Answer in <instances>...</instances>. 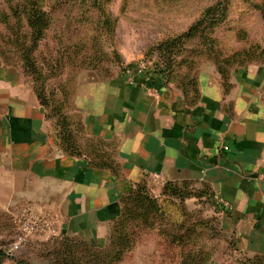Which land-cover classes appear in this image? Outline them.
<instances>
[{"label":"crops","instance_id":"0c3cea01","mask_svg":"<svg viewBox=\"0 0 264 264\" xmlns=\"http://www.w3.org/2000/svg\"><path fill=\"white\" fill-rule=\"evenodd\" d=\"M196 84L192 100L140 70L80 80L72 111L86 135L114 145L113 171L64 154L30 84L0 62V207L47 213L59 235L95 242L137 183H187L207 188L233 239L209 264H264V70L240 69L225 84L206 71Z\"/></svg>","mask_w":264,"mask_h":264},{"label":"rangeland","instance_id":"374dc122","mask_svg":"<svg viewBox=\"0 0 264 264\" xmlns=\"http://www.w3.org/2000/svg\"><path fill=\"white\" fill-rule=\"evenodd\" d=\"M33 9L46 14L42 24H28ZM0 58L36 90L54 123V115L74 114L82 78L140 70L182 92L177 81L202 72L264 70V0H0ZM146 184L150 210L130 204L95 242L32 235L14 249L17 214L0 207V264H209L232 253L204 190ZM191 191L202 193L186 197Z\"/></svg>","mask_w":264,"mask_h":264},{"label":"trees","instance_id":"16d2710c","mask_svg":"<svg viewBox=\"0 0 264 264\" xmlns=\"http://www.w3.org/2000/svg\"><path fill=\"white\" fill-rule=\"evenodd\" d=\"M41 17H46V14L44 12L38 11L36 9L28 11V24H33L32 21L37 20L38 24H42ZM0 62L4 66L12 67L17 69L16 67L12 65H8L3 58H0ZM18 70V69H17ZM166 70V68H165ZM167 70L164 71L166 82L168 83L169 76L167 75ZM169 74V73H168ZM168 77V78H167ZM224 84L227 82L229 78H220ZM171 81V80H170ZM179 84V87H182L183 89V95L186 97H189L192 100H195L197 97L198 91H197V84L194 78L188 79H179L177 81ZM171 83V82H170ZM177 84V83H176ZM188 88V89H187ZM40 106L43 108V103L41 101L40 95L32 88ZM45 109V108H44ZM45 117L49 121L48 113L45 112ZM54 120V123H51L52 128L55 132V136L57 139V146L58 148L66 155L72 156V157H84L86 158L89 163L98 168H105V169H111L115 171L117 169V162L115 159V148L112 146L111 143H106L104 141H101L99 139L93 138L91 141V144H84L85 139H81L80 136H86V133L84 131V124L80 118L79 115H75L70 113V116L67 115V113H63L62 115H54L51 117ZM51 121V120H50ZM52 122V121H51ZM76 122V123H73ZM73 124L78 125L77 129L73 128ZM87 137V136H86ZM189 184L187 183H165L163 185V189H171L173 192L177 190L178 188L186 189ZM146 182L141 181L140 183H137L134 188L130 190L129 193L124 195L120 199V211L117 216V218L112 222L114 225L117 221H119L121 215L123 212H127V207L132 204L136 203L139 206V209L142 211L144 210H150V207L148 206V199L143 194V190L146 189ZM147 190V189H146ZM201 190L205 191V195L208 197V190L207 188L203 187ZM200 190V191H201ZM192 195H186V197H198L201 195L202 192H196L193 191ZM149 207V208H148ZM220 225V223H219ZM220 231L222 235L228 239V242L233 246V239L226 235L221 227L219 226ZM2 253L0 252V255ZM263 259H253L252 261H248V264H257V262H261Z\"/></svg>","mask_w":264,"mask_h":264},{"label":"built area","instance_id":"2783aa9c","mask_svg":"<svg viewBox=\"0 0 264 264\" xmlns=\"http://www.w3.org/2000/svg\"><path fill=\"white\" fill-rule=\"evenodd\" d=\"M16 222L19 235L14 249H17L27 236L54 237L59 234L56 221L47 213L35 214L24 211L17 215Z\"/></svg>","mask_w":264,"mask_h":264}]
</instances>
